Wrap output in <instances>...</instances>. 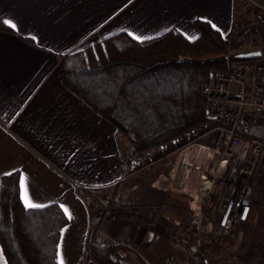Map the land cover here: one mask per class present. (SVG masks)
<instances>
[{
  "label": "crops",
  "instance_id": "crops-1",
  "mask_svg": "<svg viewBox=\"0 0 264 264\" xmlns=\"http://www.w3.org/2000/svg\"><path fill=\"white\" fill-rule=\"evenodd\" d=\"M251 13L264 16V0H0V22L11 29L0 30V185L19 171L21 199L24 177L33 203L68 210L59 262L84 261L94 222L82 190L109 187L126 168L123 135L62 85L61 59L122 32L140 41L168 31L194 40L197 20L227 38L237 17ZM247 225L256 227L264 264V163ZM0 257L7 264L1 247Z\"/></svg>",
  "mask_w": 264,
  "mask_h": 264
},
{
  "label": "trees",
  "instance_id": "trees-1",
  "mask_svg": "<svg viewBox=\"0 0 264 264\" xmlns=\"http://www.w3.org/2000/svg\"><path fill=\"white\" fill-rule=\"evenodd\" d=\"M194 25L199 33L194 40L176 31L143 41L118 33L65 55L58 65L59 79L127 138L131 156L174 145L205 119L209 73L226 71L236 58L228 40L209 22L197 20ZM0 30L11 31L1 22ZM68 224L58 203L40 208L24 205L19 171L1 178L0 247L7 264H59L60 239ZM193 243L196 248L190 256L178 249L184 260L206 264L212 244ZM132 253L129 245L92 231L84 261L146 264ZM160 264L180 263L171 256Z\"/></svg>",
  "mask_w": 264,
  "mask_h": 264
},
{
  "label": "built area",
  "instance_id": "built-area-1",
  "mask_svg": "<svg viewBox=\"0 0 264 264\" xmlns=\"http://www.w3.org/2000/svg\"><path fill=\"white\" fill-rule=\"evenodd\" d=\"M232 39L240 46L238 54L258 52L260 56L234 59L226 71L209 74L205 119L195 138L175 151L178 154L168 173L174 183L182 170L184 189L170 186L168 196H185L187 208L183 215L175 214L170 203L149 210L177 224L194 241L212 245V238H236L249 221L254 186L264 163V16L245 23ZM179 139L175 146L182 143ZM197 182H209L211 187L195 203L190 185ZM213 193L218 200L203 208ZM178 241L183 247L190 245L184 236Z\"/></svg>",
  "mask_w": 264,
  "mask_h": 264
},
{
  "label": "rangeland",
  "instance_id": "rangeland-1",
  "mask_svg": "<svg viewBox=\"0 0 264 264\" xmlns=\"http://www.w3.org/2000/svg\"><path fill=\"white\" fill-rule=\"evenodd\" d=\"M254 19L260 20V17L251 13L242 22L237 17L234 30L226 38L229 42L231 55H236L234 59L240 58L239 55L243 54H238L240 46L238 47L236 45L238 43L232 38L237 35L245 23ZM247 50L249 49H244V51ZM198 128L196 127L181 136L179 141L182 143L177 146L174 143L175 147L169 145L134 156H131L128 150L127 138L121 136L122 160L126 166L122 178L109 187L82 190V195L94 222L90 233L97 231L103 238L116 240L122 245H129L133 250L132 257L137 255L146 264H160L163 259L171 256L176 258L180 264H187L188 259L184 260L181 251L195 250L193 237L187 232H181L179 226L174 222L164 217H156L158 213L151 215L149 210L158 209L163 204L170 203L175 214L183 215L188 202L169 197L168 189L170 186L184 189L183 180H186L182 177L181 169L178 170L174 183L170 180L168 173L178 154L175 151L195 138L194 135ZM210 180L212 181V179ZM210 187L211 183L209 182L204 185H200L198 182L190 185L191 191H194L193 194L196 196L195 203L200 201L201 193L208 192ZM211 196V200L203 203V208H209L218 200L217 193H213ZM169 200L170 202H168ZM125 204L129 206H125ZM114 205L116 207H113ZM143 211L145 212L143 213ZM255 228L250 229L249 225H244L234 239L212 238L213 245L209 255L205 258L207 259L206 264H261L263 260L259 257L260 253H257L259 250L256 247L260 237L256 234ZM240 234H242L241 242L238 248H235ZM181 236L189 240L188 247H183L178 243Z\"/></svg>",
  "mask_w": 264,
  "mask_h": 264
},
{
  "label": "snow or ice",
  "instance_id": "snow-or-ice-1",
  "mask_svg": "<svg viewBox=\"0 0 264 264\" xmlns=\"http://www.w3.org/2000/svg\"><path fill=\"white\" fill-rule=\"evenodd\" d=\"M6 24H9L11 27L15 28V24H13L11 21H4ZM139 39V37H137ZM21 189H22V199L24 201V204L27 208H36L41 207L39 204L33 203V201L30 199L28 195V189L25 184L24 177H21ZM65 212L68 213V210L65 209ZM2 259V257H0ZM59 264H64L63 258L61 257Z\"/></svg>",
  "mask_w": 264,
  "mask_h": 264
},
{
  "label": "water",
  "instance_id": "water-1",
  "mask_svg": "<svg viewBox=\"0 0 264 264\" xmlns=\"http://www.w3.org/2000/svg\"><path fill=\"white\" fill-rule=\"evenodd\" d=\"M260 56V53H250V54H243V55H240V58L241 59H253V58H258ZM172 198L173 199H178L182 202H188V199L186 197H183L181 195H178V194H172ZM169 216H171V214H169ZM175 219H180V217H174ZM241 239H242V234H240L237 242H236V247L235 248H238L240 242H241Z\"/></svg>",
  "mask_w": 264,
  "mask_h": 264
}]
</instances>
